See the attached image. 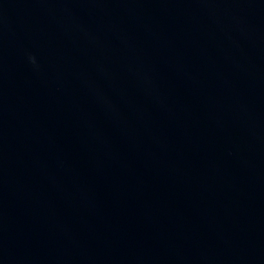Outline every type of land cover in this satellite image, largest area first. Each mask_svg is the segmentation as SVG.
<instances>
[{"label": "water", "instance_id": "1", "mask_svg": "<svg viewBox=\"0 0 264 264\" xmlns=\"http://www.w3.org/2000/svg\"><path fill=\"white\" fill-rule=\"evenodd\" d=\"M0 264H264V0H0Z\"/></svg>", "mask_w": 264, "mask_h": 264}]
</instances>
